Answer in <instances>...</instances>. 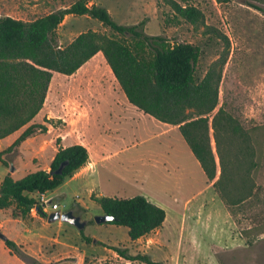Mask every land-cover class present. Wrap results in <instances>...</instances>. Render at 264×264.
Returning <instances> with one entry per match:
<instances>
[{
    "label": "rangeland",
    "instance_id": "1",
    "mask_svg": "<svg viewBox=\"0 0 264 264\" xmlns=\"http://www.w3.org/2000/svg\"><path fill=\"white\" fill-rule=\"evenodd\" d=\"M75 1L0 0V16L29 21ZM177 1L200 9L203 23L194 26L174 17L163 0H89V5L105 7L120 24L142 22L145 34L161 35L170 44L198 46L197 80L211 64L221 63L218 107L239 123L246 136L240 134L231 142L222 137L220 149L226 153L249 146L250 195L227 206L207 181L178 129L167 130L161 122L136 112L121 115L118 111L124 93L98 52L73 74L52 73L44 105L29 122L46 130L13 146L2 156L9 166L0 165L15 179L36 169L48 170L57 140L62 146L83 144L90 154L93 145L96 149L121 148L120 153L96 166L98 189L119 198L141 194L153 203L157 201L166 212L165 224L158 232L133 241L124 226L95 223L94 216L102 211L91 195H98V191L91 186L82 189L75 181L95 170L90 158L85 168L73 174L75 179L67 178L44 194H30L41 202V213L33 208L20 219L12 216V208L0 209V231L37 260L144 264L120 257L108 247L115 245L127 247L131 254L146 253L163 264H264V0ZM87 30L119 37L93 17L67 14L56 29L57 44L63 47ZM25 127L18 129L15 139ZM69 210L86 222L84 234L101 244L85 242L68 222L47 219L53 211ZM0 264L26 263L0 239Z\"/></svg>",
    "mask_w": 264,
    "mask_h": 264
},
{
    "label": "trees",
    "instance_id": "2",
    "mask_svg": "<svg viewBox=\"0 0 264 264\" xmlns=\"http://www.w3.org/2000/svg\"><path fill=\"white\" fill-rule=\"evenodd\" d=\"M163 1L174 17H181L194 26L203 23V13L197 7L177 0ZM67 14L93 17L119 37L87 30L60 47L56 29ZM97 52L102 53L129 103L156 120L177 125L207 181L227 206L238 204L250 195L253 186L248 167L249 146L229 149L226 153L220 149L222 137L231 142L240 134L246 136L239 123L218 107L221 63L211 64L197 80L198 46L186 42L170 44L161 35H147L142 22L120 24L105 7L89 5V0H76L69 7L29 21L0 16V138L26 126L12 144L0 150L3 166H9L3 154L37 131L46 130L41 124L29 122L44 105L52 73L73 74ZM88 158L83 144L62 146L57 140V150L48 170L36 169L17 179L10 172L3 176L0 209L12 208V216L20 219L26 218L33 208L41 213V202L30 194L41 195L59 187ZM63 161L66 164L62 171L56 173ZM233 189L235 194L231 192ZM91 199L102 213L113 217L107 223L127 228L131 240L158 229L166 217L162 207L141 194L128 198L91 195ZM79 232L85 242L101 244L85 235L83 229ZM0 239L26 264H53L25 253L1 231ZM108 247L128 261L163 264L146 253L131 254L127 247Z\"/></svg>",
    "mask_w": 264,
    "mask_h": 264
},
{
    "label": "crops",
    "instance_id": "3",
    "mask_svg": "<svg viewBox=\"0 0 264 264\" xmlns=\"http://www.w3.org/2000/svg\"><path fill=\"white\" fill-rule=\"evenodd\" d=\"M98 53V52H97ZM50 84V83H49ZM125 96V95H124ZM120 108H119V111L122 115V113H129L131 111V113L133 112H136L138 114H140L141 116H144V118H152L155 122L158 121V122H161L159 120H156L155 118H153L151 115L149 114H146L144 113L142 110H140L139 108H137L136 106L132 105L131 103H129V101L127 100V98L125 97V100L123 102H121L120 104ZM38 114V113H37ZM36 114V115H37ZM35 115V116H36ZM119 117H125V116H120ZM164 126V128H166L167 130L169 129H178L177 125H172V124H168V123H165V122H161ZM167 126H170V127H167ZM18 131V130H17ZM13 132L3 138H0V150H2L3 148L9 146L11 144V142L13 140H15V134L16 132ZM85 146V145H84ZM86 147V146H85ZM87 148V147H86ZM88 150V149H87ZM122 149H115V150H111V149H107L105 147H100L98 149L95 148V145L92 146V154H90V152L88 151L89 153V158H88V161L90 158H92V163H95V170L92 169L90 172H87V174H84L82 176H80L79 178L75 179V176H71L70 179L73 180L75 179V181L77 182V184L81 185L82 186V189L85 188V187H89L91 186L92 188H94L95 190L98 191V195L96 196H112V197H115L114 194H111L110 192H107L106 190L104 189H98V186L96 185V179L94 178L97 171H98V168H99V164L100 163H103L105 160L109 159V158H112L114 155L120 153ZM87 161V162H88ZM96 166L98 168H96ZM85 168V167H83ZM81 169V168H80ZM0 180H2L3 176L7 173L3 170V167L0 165ZM78 174V172H77ZM110 193V194H109ZM155 204H159L157 201L154 202ZM160 205V204H159ZM165 220H166V217H165ZM165 220L163 221L161 227H159L158 229L154 230V231H157L162 229V227L164 226L165 224ZM127 229V228H126ZM153 232V231H152ZM151 233V232H150ZM141 238V237H140ZM139 239V238H138ZM137 240V239H136ZM134 241V240H133ZM211 253L214 254L213 251H211Z\"/></svg>",
    "mask_w": 264,
    "mask_h": 264
},
{
    "label": "water",
    "instance_id": "4",
    "mask_svg": "<svg viewBox=\"0 0 264 264\" xmlns=\"http://www.w3.org/2000/svg\"><path fill=\"white\" fill-rule=\"evenodd\" d=\"M66 164L65 161L61 162L58 168L55 170L56 173H60L62 171V168ZM48 221L53 222L55 220H62L65 222H68L72 225H74L78 230H82L86 226V222L84 220H81L78 215H75L72 210L66 211V212H60V211H53L48 215ZM113 219L112 216L107 215L105 213H101L94 216L95 223H107L108 221H111Z\"/></svg>",
    "mask_w": 264,
    "mask_h": 264
}]
</instances>
